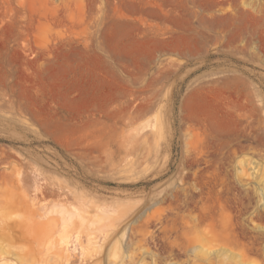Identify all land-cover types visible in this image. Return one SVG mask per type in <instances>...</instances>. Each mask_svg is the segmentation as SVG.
Masks as SVG:
<instances>
[{
	"label": "rangeland",
	"instance_id": "374dc122",
	"mask_svg": "<svg viewBox=\"0 0 264 264\" xmlns=\"http://www.w3.org/2000/svg\"><path fill=\"white\" fill-rule=\"evenodd\" d=\"M71 262L264 264V0H0V264Z\"/></svg>",
	"mask_w": 264,
	"mask_h": 264
},
{
	"label": "bare ground",
	"instance_id": "6f19581e",
	"mask_svg": "<svg viewBox=\"0 0 264 264\" xmlns=\"http://www.w3.org/2000/svg\"><path fill=\"white\" fill-rule=\"evenodd\" d=\"M81 223H82V222H81ZM66 245H67V244H66ZM66 248H67V246H62V247H59V248H58V251H57V252H58L59 254H57V252H56V254L58 255V259H59V257L64 256V255H65L64 257L67 258L66 254L69 252V250L66 249ZM66 250H67L68 252H67ZM70 253H71V252H70ZM70 253H69V254H70ZM69 254H68V256H69ZM59 255H60V256H59ZM71 256H72V255H71ZM61 258H62V257H61ZM66 258H65V260H66ZM62 259H63V258H62ZM65 260H64V261H65ZM68 261H70V260H68ZM65 262H66V261H65ZM71 263H72V262H71ZM74 263H75V262H74ZM61 264H62V263H61ZM72 264H73V263H72Z\"/></svg>",
	"mask_w": 264,
	"mask_h": 264
}]
</instances>
